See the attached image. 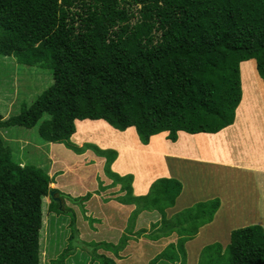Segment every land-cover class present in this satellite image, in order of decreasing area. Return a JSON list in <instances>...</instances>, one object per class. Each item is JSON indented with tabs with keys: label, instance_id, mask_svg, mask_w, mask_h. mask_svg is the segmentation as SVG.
Segmentation results:
<instances>
[{
	"label": "trees",
	"instance_id": "trees-1",
	"mask_svg": "<svg viewBox=\"0 0 264 264\" xmlns=\"http://www.w3.org/2000/svg\"><path fill=\"white\" fill-rule=\"evenodd\" d=\"M11 57L22 67L50 71L53 85L30 106L21 104L19 114L5 121L0 116V129L35 128L48 116L39 127L42 140L70 143L82 155L85 146L93 145L70 146L76 121H104L125 133H96V142L140 151L161 148L166 157L162 163L147 158L146 165L120 173L134 172L145 187L169 171L175 178L158 179L148 195L135 197L133 177L121 178L110 170L119 146L117 152L110 150L107 172L124 181L119 191L125 195L117 201L128 214L125 235L118 244H86L73 220L71 247L51 264H66L79 249L91 264H118L121 252L142 236L178 238L150 264H187L185 245L213 222L221 200L231 242L225 248L220 243L205 247L198 264H264V174L256 170V161L264 160V136L253 157L250 152L251 133L264 125V87L255 97L262 101L260 114L254 107L253 91L259 85L253 70L244 76L248 107L242 114L252 106L243 121L247 129L242 134L241 123L231 126L242 100L241 65L255 60L264 80V0H0V58ZM256 121L259 125L249 128ZM98 126L106 129L103 124L93 127ZM132 128L143 145L152 139L151 144H136ZM52 183L46 171L15 162L0 135V264H42L43 205ZM182 184L195 199L209 193L221 198L168 219ZM116 187L112 182L104 191ZM90 198L70 197L82 209ZM190 198L183 196L180 206ZM49 210L74 216L53 199ZM147 211L161 217L151 226L152 236L136 231Z\"/></svg>",
	"mask_w": 264,
	"mask_h": 264
},
{
	"label": "rangeland",
	"instance_id": "rangeland-1",
	"mask_svg": "<svg viewBox=\"0 0 264 264\" xmlns=\"http://www.w3.org/2000/svg\"><path fill=\"white\" fill-rule=\"evenodd\" d=\"M52 85L53 79L50 71L43 70L41 72L22 67L14 57L0 58V116L5 121L11 116L19 114L21 104L26 102L30 106ZM44 119H48V116H44ZM43 120L40 121L37 127L31 129L22 127L0 129V135L11 149L15 162L33 166L46 172L51 171L50 177H55L54 175L57 173L54 183L57 185V190L63 194L65 199L61 206L64 207V211L69 210L68 212L75 216H58L51 213L49 210L50 198L44 200V229L41 234L42 253L40 255L42 264H51L53 260H57L68 246L69 248L71 247L69 238L72 236L71 222L73 220L77 221V227L80 233L84 235L82 236L84 243H106L107 241L108 243L118 244L125 235L128 216H125V209L122 211L123 215L118 213L119 210L116 209L119 205V198L125 194L120 191L118 193L116 189L113 191V194L104 191L107 181L115 183L118 187L124 184L123 180L120 181L117 177L107 172L110 167L107 165V161L112 152H103L93 146H85V156L82 157L79 152L68 147L70 143L68 145L67 143L49 145L39 135V127ZM98 135L110 136L108 132H102ZM70 141L72 143L70 146L78 147L79 143L76 140L71 138ZM104 144L114 147L116 150L119 146L118 153L120 154V159L117 164V168H121L119 171H125L127 168L143 163L146 165L148 161L154 160V163L166 161L165 154L161 148V151L157 149L154 151L151 149L150 151H140L138 147L134 149L129 147L130 149H127L128 146L124 144L116 145L112 141H105ZM140 146L144 147L142 143ZM142 154L145 155L142 156ZM147 158L148 161L145 160ZM100 161L103 162L102 165L99 163ZM52 163L54 164L53 167H51ZM55 165H57V169H54ZM165 167L169 170L167 162ZM110 170L112 173L117 174L113 172L112 167H110ZM56 185H52V187L54 188ZM87 195H91L92 199L90 198L83 204V209L81 207L82 203H72L69 197L73 196V198L85 199ZM217 196L219 195L217 194ZM214 198L216 197L210 198V201L214 200ZM222 210L221 217L217 215L214 218V224H216L214 232L219 237L207 242L206 240L202 241L204 244L195 245L201 238V233L203 232L201 230L199 231L200 234L195 238L196 240L194 239L195 241L185 245L187 262H192L190 264L199 263L200 252L208 245L221 243L228 246L230 244L231 233L228 212L225 207ZM144 213L138 219L136 231L141 230L144 231L145 236H152L154 232L151 226L159 222L161 217L154 212L150 214ZM176 214L178 213L171 215L167 213V218L170 219ZM86 217L92 221L86 219ZM97 220L104 225H99L100 223H97ZM209 227L207 226L203 230H207ZM134 240L129 243L126 253L125 250L121 252L123 256L120 264H150L157 256L162 254L169 244H176L178 238L170 237L169 239L155 241L142 236ZM99 253H104V251L100 250ZM67 264H91V259L87 252L79 249V251L77 250L74 255L68 258ZM157 264H167V262L158 261Z\"/></svg>",
	"mask_w": 264,
	"mask_h": 264
},
{
	"label": "crops",
	"instance_id": "crops-1",
	"mask_svg": "<svg viewBox=\"0 0 264 264\" xmlns=\"http://www.w3.org/2000/svg\"><path fill=\"white\" fill-rule=\"evenodd\" d=\"M245 70H253V72L255 73V76H256V78H257V80L256 81H258L257 83H258V85H259V87H257V88H255L254 89V91H253V94H254V98L257 96L258 97V93H259V91L264 87V80H262L261 79V77L259 76V73H258V71H257V63H256V61L255 60H251V61H248V62H245V63H243L242 65H241V81H242V100H241V103H240V105H239V107L237 108V111H236V116H235V121H234V123H233V125H231V126H234V128H235V126H237V123H238V126H239V123H241L240 125H241V127H242V129H243V131H241V133L243 134V132H244V130L245 129H247V128H245L244 129V119L246 118V117H248L251 113H252V106H251V110H249V111H247V114L245 115V114H242V111L244 110V109H246L248 106H247V101H246V95H245V90H244V76H245ZM255 103H254V107L257 109V110H259V112H260V114H261V103H262V101H260V97L259 98H255ZM257 122L258 121H256L255 123L253 122L251 125H250V127L249 128H255L257 125H259V123L257 124ZM96 124H103L104 126L103 127H105L106 129H103V128H101L100 126H98V127H93V126H95ZM231 126H229V127H231ZM79 127H83L82 128V130L81 131H79ZM229 127H227V128H229ZM111 128V130H109L108 131V129H110ZM226 128V129H227ZM130 129V128H129ZM128 129V130H129ZM132 129H134L133 131V133H134V135H135V141H136V144H139V145H141V142H140V140H139V137H138V135H137V133H136V130H135V128H132ZM225 130V129H224ZM111 131H114V132H117V133H122V132H120V131H118V130H115L114 128H112L109 124H107L106 122H104V121H90V120H86V121H76V133L73 135V137H72V139L73 140H76L77 141V143H79V145H78V147H80V148H82L84 145H86V144H89V145H93V146H96L97 148H99L101 151H110V149H112V150H114V151H116V149L115 148H112V147H109V146H107L106 144H104V143H99V142H96L95 140H93L92 139V136L94 135V134H100V133H102V132H108V134H110V132ZM130 131H132V130H130ZM223 131V130H222ZM221 131V132H222ZM123 133H125V132H123ZM166 134H167V137H168V133L167 132H165ZM181 133H183V132H181ZM184 134H186V133H184ZM252 135H253V138H254V140H253V142H252V144H251V147H250V152H251V157H253V154H254V149L257 151L260 147H258V144H261L259 141H258V139H260L261 140V138H263V136H264V125H260L257 129H255L254 130V132H252L251 133ZM204 135H214V134H204ZM216 135V134H215ZM238 138H243V136L241 135V134H239V136H238ZM263 140V139H262ZM151 142H152V139L150 140V143H149V145L151 144ZM232 144V146H231V148H233V150L235 149V144H234V141L231 143ZM149 145H147V146H149ZM262 145V144H261ZM147 146H145L144 145V147H147ZM53 147V146H52ZM157 150H159V151H161L160 150V148H156ZM117 152V151H116ZM255 155V154H254ZM54 156V155H53ZM80 156H82V157H84L85 156V154H83V155H80ZM117 156H118V158H117V160L113 163V165H112V170H113V172H115V173H117L121 178H124V177H127V176H132L133 177V183H132V188H133V195L135 196V197H141V196H146V195H148V193H149V190H150V188H151V186H152V184L155 182V181H157L158 179H163V178H165V177H167V179H175V178H173L174 176H173V174L171 173V171H169L167 174H165L164 175V177H160V178H157V179H155L149 186H146L145 187V185L140 181V178L138 179L137 177H136V175H135V173L134 172H125V173H120V169L121 168H117V170H115V168H116V166H117V164H118V162H119V159H120V154L117 152ZM101 165L103 164V162H99ZM256 166L259 168V169H256V170H259L260 171V173H262V174H264V160H261V161H256ZM51 166H53L52 164H51ZM122 167V166H121ZM51 168V167H50ZM52 169V168H51ZM54 169H57V165H55L54 166ZM51 172V171H50ZM49 172V174H51ZM55 172H57V170H55ZM176 180H178V179H176ZM178 181H180V180H178ZM181 182V181H180ZM112 182L111 181H107L106 183H105V185H107V186H109L110 184H111ZM182 183V182H181ZM134 185H135V187H134ZM51 189H57V185H56V187H52V185H51ZM117 190V192L119 193V190H120V186L118 187H116V188H114V189H109L108 190V192H111L112 194L114 193L113 191L114 190ZM185 194H186V196H185ZM119 195V194H118ZM191 197L190 199H187V204L186 205H184V206H180V204H179V200L182 198V197ZM73 197V196H72ZM213 197H216V198H214V199H217V197H219V198H221V196H217V194H213V193H209L208 195H206V196H204V197H202V198H200V199H195V198H193L185 189H184V185H183V190H182V193H181V195H180V197L177 199V201H176V204H175V206L173 207V208H171V209H168L167 210V213H170V215L171 214H175V213H179V212H181V211H183L184 209H187V208H191L192 206H194L195 204H197V203H201V202H207V201H210V198H213ZM218 198V199H219ZM186 198H184V200H185ZM183 200V201H184ZM213 200V199H212ZM220 200V199H219ZM222 202H221V207H220V209H219V211L217 212V214L215 215V218H216V216L218 215V213H220V210H222L223 209V207H225L224 206V202H223V200H221ZM119 204V203H118ZM124 207V208H123ZM128 209H129V212H132L133 211V209H134V207H127ZM116 209H118L119 210V212L118 213H120V214H122V211H123V209H126L125 208V206L124 205H118V207L116 208ZM145 213H148V214H150V213H152V212H145ZM144 213V214H145ZM155 214H158L157 212H154ZM123 215V214H122ZM159 215V214H158ZM125 216H128V214L126 213V215ZM214 222H215V219L213 220V222L211 223V224H209V225H211L210 227H209V225H207L209 228L207 229V230H203L204 228H207V226H205V227H202L201 229H200V231L202 230L203 232L201 233L202 235H201V238L195 243V245H199V244H201L202 243V241L204 242L205 240H206V242L207 241H210V240H215V238H217V237H219V235L218 234H215V232H214V227H215V225L216 224H214ZM103 224V223H102ZM102 224H99V225H102ZM104 225V224H103ZM232 232V231H231ZM230 232V233H231ZM200 234V233H199ZM198 234V235H199ZM197 235V236H198ZM231 235V234H230ZM167 239H169V238H167ZM163 240V239H162ZM196 240V239H195ZM195 240H193V241H195ZM159 241H161V240H159ZM192 241V242H193ZM107 242V241H106ZM230 242H231V236H230ZM202 244H204V243H202ZM221 244V243H220ZM208 245V244H207ZM223 245V247L224 246H226V245H224V244H222ZM209 246V245H208ZM195 248V247H194ZM225 248V247H224ZM197 249V248H196ZM127 252V250H125V253ZM201 253V252H200ZM123 256V254L121 253V257ZM122 259V258H121ZM68 261V260H67ZM120 262H121V260H117V263L118 264H120ZM190 263H192V262H187V264H190ZM193 263H195V262H193ZM66 264H67V262H66ZM125 264H127V263H125ZM167 264H170V263H168L167 262Z\"/></svg>",
	"mask_w": 264,
	"mask_h": 264
},
{
	"label": "clouds",
	"instance_id": "clouds-1",
	"mask_svg": "<svg viewBox=\"0 0 264 264\" xmlns=\"http://www.w3.org/2000/svg\"><path fill=\"white\" fill-rule=\"evenodd\" d=\"M136 130V129H135ZM125 132V131H124ZM137 133V132H136ZM49 144V143H48ZM52 144H55V143H50L49 145H52ZM117 158H118V156H117ZM117 160V159H116ZM24 165V164H23ZM52 165H54L53 163H52ZM51 167H53V166H51ZM48 174H49V171L47 172ZM49 176H50V174H49ZM55 177L57 176V173L54 175ZM55 177H50V178H52L53 179V183L51 184V185H56L55 183H54V180H55ZM51 188V187H50ZM51 191H54L55 192V195H54V197L53 198H51L50 197V200L51 199H53L55 202H57V203H59L58 202V200L56 199V198H58L59 200H61L62 201V203H59L60 204V209L61 210H63L64 209V207L63 206H61V205H63V203H64V196H63V194L59 191V190H57V189H51ZM50 191V192H51ZM56 197V198H55ZM70 197H72V196H70ZM77 222V221H76ZM44 223V222H43ZM44 229V228H43ZM42 232H43V230H42ZM193 241V240H192ZM192 241H190V242H192ZM190 242H188V243H190ZM42 243V242H41ZM42 245V244H41ZM41 248H42V246H41ZM41 253H42V250H41ZM42 261V260H41Z\"/></svg>",
	"mask_w": 264,
	"mask_h": 264
},
{
	"label": "water",
	"instance_id": "water-1",
	"mask_svg": "<svg viewBox=\"0 0 264 264\" xmlns=\"http://www.w3.org/2000/svg\"><path fill=\"white\" fill-rule=\"evenodd\" d=\"M54 195H55V192H54V191H51V192H50V197L53 198Z\"/></svg>",
	"mask_w": 264,
	"mask_h": 264
},
{
	"label": "flooded vegetation",
	"instance_id": "flooded-vegetation-1",
	"mask_svg": "<svg viewBox=\"0 0 264 264\" xmlns=\"http://www.w3.org/2000/svg\"><path fill=\"white\" fill-rule=\"evenodd\" d=\"M55 198H56V197H55ZM56 199L58 200V202H59V203H62V201H61V200H59L58 198H56Z\"/></svg>",
	"mask_w": 264,
	"mask_h": 264
},
{
	"label": "bare ground",
	"instance_id": "bare-ground-1",
	"mask_svg": "<svg viewBox=\"0 0 264 264\" xmlns=\"http://www.w3.org/2000/svg\"><path fill=\"white\" fill-rule=\"evenodd\" d=\"M150 143V142H149ZM149 145V144H148Z\"/></svg>",
	"mask_w": 264,
	"mask_h": 264
}]
</instances>
